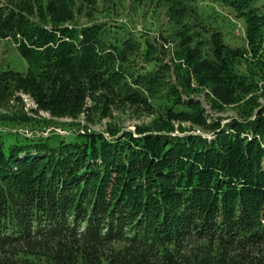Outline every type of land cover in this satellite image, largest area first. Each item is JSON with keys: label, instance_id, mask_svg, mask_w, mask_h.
I'll return each mask as SVG.
<instances>
[{"label": "trees", "instance_id": "obj_1", "mask_svg": "<svg viewBox=\"0 0 264 264\" xmlns=\"http://www.w3.org/2000/svg\"><path fill=\"white\" fill-rule=\"evenodd\" d=\"M121 1L0 0V39L28 63L0 70V104L23 93L74 121L45 119L71 133L20 139L41 121L0 117L17 137H0V264H264V108L214 9L241 20L259 54L264 1L151 0L173 30L162 38L179 49L174 67L120 20ZM196 94L239 118L209 119ZM119 103L162 117L135 132L77 121Z\"/></svg>", "mask_w": 264, "mask_h": 264}, {"label": "rangeland", "instance_id": "obj_2", "mask_svg": "<svg viewBox=\"0 0 264 264\" xmlns=\"http://www.w3.org/2000/svg\"><path fill=\"white\" fill-rule=\"evenodd\" d=\"M264 1V0H263ZM118 6L121 9L123 16L120 20L129 25L132 30L138 33L147 34L155 45H163L164 48L160 50V57L166 65L173 67L179 63L177 50L178 47L175 43H166L163 40V35H172L173 30L168 24V19L165 15L164 8L157 7L151 0H123ZM216 11V16L218 19H222L221 22L222 29L224 31L227 41L234 48H240L242 54L241 58H238L237 69L248 76L255 78L257 84V100L258 111L264 108V44L262 51L258 54L253 52L248 47L247 41L245 39V28L241 20L234 18L233 16L227 14L220 7L214 8ZM129 16V17H127ZM138 21L137 25L130 22V19ZM171 42V37L168 38ZM178 41L177 39H174ZM14 70L21 73H26L28 70V63L18 52L15 43L11 39H0V70ZM195 98L199 99L204 103L205 110L209 115V119L221 120L222 124L227 123L229 120L234 118H239V113L236 108H226L222 112L212 111L209 105L206 103V98L203 94L194 95ZM91 103L89 106L91 107ZM111 114L106 110L104 113L98 112L94 113L91 111L90 118L91 121H87L86 116H81L77 121L81 123L82 126H86L93 131H105L109 126L116 125L117 127H122L123 129L136 131L138 127L150 126L154 124L158 119L162 117L161 112L156 108V106L144 108L137 106H130L129 104H115L111 107ZM37 109L33 99L23 93L16 94L12 99L2 102L0 104V117H18L20 119L32 118L35 121H41V126L36 127V130H31L30 124H22L16 129L15 132H19L18 138L22 139V135L33 137L34 135H40L47 137L56 131L59 135H67L71 133V130L67 129H54L46 127L44 125V120L58 123H70L74 122L71 119H53L49 114L45 112L37 113ZM256 110V111H257ZM76 122V121H75ZM184 128H191L197 134H206L202 129L197 127H192L189 123L181 124ZM178 127L179 124H176ZM40 127L44 130L42 132ZM0 137L4 140L5 144L8 146L15 143L17 140L16 136L12 135V127H4L0 125ZM210 134V133H209ZM206 134V135H209ZM194 253H196L194 251ZM264 253V248H263ZM190 255V254H189ZM195 254L193 255V257Z\"/></svg>", "mask_w": 264, "mask_h": 264}]
</instances>
